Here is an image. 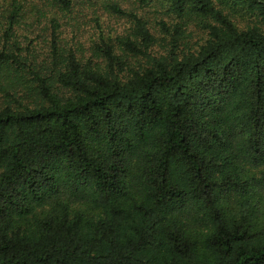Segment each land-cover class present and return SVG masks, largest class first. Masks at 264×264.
Returning a JSON list of instances; mask_svg holds the SVG:
<instances>
[{"label":"trees","instance_id":"obj_1","mask_svg":"<svg viewBox=\"0 0 264 264\" xmlns=\"http://www.w3.org/2000/svg\"><path fill=\"white\" fill-rule=\"evenodd\" d=\"M0 264H264V0H0Z\"/></svg>","mask_w":264,"mask_h":264}]
</instances>
